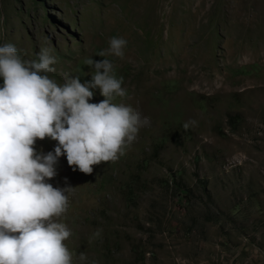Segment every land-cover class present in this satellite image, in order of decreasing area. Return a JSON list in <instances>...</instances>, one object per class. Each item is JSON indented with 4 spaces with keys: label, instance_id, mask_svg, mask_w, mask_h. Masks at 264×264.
Instances as JSON below:
<instances>
[{
    "label": "rangeland",
    "instance_id": "obj_1",
    "mask_svg": "<svg viewBox=\"0 0 264 264\" xmlns=\"http://www.w3.org/2000/svg\"><path fill=\"white\" fill-rule=\"evenodd\" d=\"M112 37L123 57H99ZM5 44L52 49L58 84L109 59L113 102L150 121L91 174L58 158L72 264H264V0H0Z\"/></svg>",
    "mask_w": 264,
    "mask_h": 264
},
{
    "label": "clouds",
    "instance_id": "obj_2",
    "mask_svg": "<svg viewBox=\"0 0 264 264\" xmlns=\"http://www.w3.org/2000/svg\"><path fill=\"white\" fill-rule=\"evenodd\" d=\"M108 43L98 56L122 58L127 41L112 37ZM56 63L48 47L37 59L23 60L14 45L0 46V264H72L64 243L71 230L54 219L66 211L72 187L47 182L57 175L58 158L91 174L94 165L123 155L150 124L132 107L113 102L126 92L109 59H85L92 74L83 83L79 75L65 74L63 84L51 79L47 73L56 71ZM92 89L104 97L99 103L89 102ZM45 138L57 142L46 154L35 148ZM78 258L87 259L83 252Z\"/></svg>",
    "mask_w": 264,
    "mask_h": 264
},
{
    "label": "bare ground",
    "instance_id": "obj_3",
    "mask_svg": "<svg viewBox=\"0 0 264 264\" xmlns=\"http://www.w3.org/2000/svg\"><path fill=\"white\" fill-rule=\"evenodd\" d=\"M237 145V144H236Z\"/></svg>",
    "mask_w": 264,
    "mask_h": 264
}]
</instances>
